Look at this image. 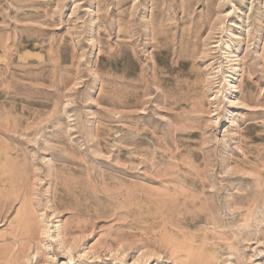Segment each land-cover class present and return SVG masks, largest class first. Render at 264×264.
Instances as JSON below:
<instances>
[{
    "label": "rangeland",
    "instance_id": "374dc122",
    "mask_svg": "<svg viewBox=\"0 0 264 264\" xmlns=\"http://www.w3.org/2000/svg\"><path fill=\"white\" fill-rule=\"evenodd\" d=\"M0 264H264V0H0Z\"/></svg>",
    "mask_w": 264,
    "mask_h": 264
},
{
    "label": "bare ground",
    "instance_id": "6f19581e",
    "mask_svg": "<svg viewBox=\"0 0 264 264\" xmlns=\"http://www.w3.org/2000/svg\"><path fill=\"white\" fill-rule=\"evenodd\" d=\"M177 192H178V191H177ZM175 194H176V193H174V195H175ZM187 195H188V194H187ZM170 198H171V197H170ZM174 198H175V197H174ZM171 200H172V199H171ZM175 201H176V200H175ZM182 201H183V199H182ZM168 202H171V201H168ZM178 204H179V203H178ZM179 205H180V204H179ZM179 205H178V206H179ZM175 206H176V205H175ZM176 213H177V212H176Z\"/></svg>",
    "mask_w": 264,
    "mask_h": 264
}]
</instances>
